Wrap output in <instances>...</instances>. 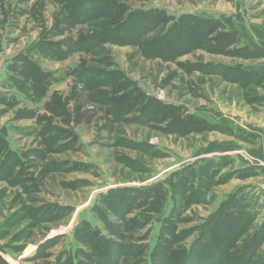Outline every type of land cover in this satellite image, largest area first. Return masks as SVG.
I'll return each mask as SVG.
<instances>
[{
  "label": "rangeland",
  "instance_id": "1",
  "mask_svg": "<svg viewBox=\"0 0 264 264\" xmlns=\"http://www.w3.org/2000/svg\"><path fill=\"white\" fill-rule=\"evenodd\" d=\"M183 17L224 51L160 58ZM262 65L264 0H0V264H264Z\"/></svg>",
  "mask_w": 264,
  "mask_h": 264
},
{
  "label": "trees",
  "instance_id": "2",
  "mask_svg": "<svg viewBox=\"0 0 264 264\" xmlns=\"http://www.w3.org/2000/svg\"><path fill=\"white\" fill-rule=\"evenodd\" d=\"M115 4V3H114ZM112 4V7L109 9V20L112 27V30H117L118 28L121 30L126 27L132 17L126 16L124 11L118 5ZM125 17V18H124ZM139 19L141 27L137 28L136 30L139 31L138 37H141L142 32L152 31L158 26L160 23L161 18L163 19V14H156L153 16L152 11L144 12V13H135L133 14V19ZM192 20H195L192 21ZM217 21L213 20H203L201 18L194 19L192 17H183L180 18L179 21L173 23L162 35L161 37L152 38V40L148 41V45H151L152 48L159 47L158 49H164L168 51L170 54L168 57L162 54L159 55L162 59H169L174 58L175 56H181L186 54L192 50H195L199 47H205L206 44L213 46V48L209 49L210 52L214 53H222L228 44L225 39V34H214V31L217 29L218 26ZM216 32V31H215ZM136 40V38H135ZM130 41V40H129ZM132 41V40H131ZM208 47V46H206ZM151 53L146 54L147 56H154V49L150 50ZM237 52V51H234ZM166 54V53H165ZM251 54V53H250ZM249 57L250 55L246 54L245 57ZM220 67V66H218ZM223 68V67H221ZM233 69L237 70L239 74L243 75L244 78L247 76L248 78H255L252 73L242 71L239 66L232 67ZM241 72V73H240ZM249 79V80H250ZM182 123V126H181ZM206 124L205 121L199 119L197 117H186L184 122H179L177 128L179 127L182 131H188L190 128L196 125H203ZM1 143V142H0ZM239 229V225H238ZM219 246L224 249L225 247V239L226 236L222 235L219 237ZM223 254V252H222ZM224 257V255H223ZM237 264V263H236Z\"/></svg>",
  "mask_w": 264,
  "mask_h": 264
},
{
  "label": "crops",
  "instance_id": "3",
  "mask_svg": "<svg viewBox=\"0 0 264 264\" xmlns=\"http://www.w3.org/2000/svg\"><path fill=\"white\" fill-rule=\"evenodd\" d=\"M243 48H244V50L247 49L248 52H251V53L257 54L258 57H262V56H263L262 53H260L258 50H255V51H254V49H252L249 45L244 44V45H243ZM240 49H241V48H240ZM236 50L238 51L239 48L236 49ZM245 59H249V58L246 57ZM263 66H264V65H262V67H263ZM239 67H240V69H241L242 71H246V72H250V73H252L253 76L257 77V79H256L255 82L261 83L262 87H264V68L260 67V68H252V69H251V68H250V69H243L241 66H239ZM240 73H241V72H240ZM253 81H254V80H253ZM248 82H249V81H248ZM262 104H264V96L262 97ZM255 139H256V141H257V146H258L259 148H261L259 155H260V157H262V158L264 159V132L261 131V132H259V133H256V134H255ZM214 155H217V156H225V155H228V153H226V152L218 153V152H217V153L214 154Z\"/></svg>",
  "mask_w": 264,
  "mask_h": 264
}]
</instances>
